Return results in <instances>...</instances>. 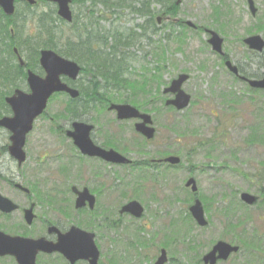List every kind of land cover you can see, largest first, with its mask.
<instances>
[{
    "label": "rangeland",
    "instance_id": "obj_1",
    "mask_svg": "<svg viewBox=\"0 0 264 264\" xmlns=\"http://www.w3.org/2000/svg\"><path fill=\"white\" fill-rule=\"evenodd\" d=\"M75 1L71 9L79 12V20L86 24L87 15L94 23L91 30L104 38L100 49L110 53L111 45L115 46L116 54L123 53L126 57L127 77L139 80V76L146 75L150 80L152 95L145 98L144 108L150 110L156 137L153 142L140 143L133 122H118L114 114L102 108V103H96L86 114L79 111L81 115L73 119L64 111L67 99L57 96L50 99L26 137L33 151H37L36 141H40L39 151L49 157L42 171L33 174L26 166L18 168L4 153L0 156V173L23 185L31 182V176L49 178L48 185L32 192V202L38 203L34 213L65 226L75 224L88 229L89 217L74 209L70 188L62 181L58 183L62 168L72 176L80 175L85 187L95 194L92 216L117 222L115 229H89L96 235L101 264L108 261L153 264L166 238L174 235L175 240L164 248L167 264H202V256L217 241L240 247L238 254L218 264H264V92L252 93L244 83L233 78L221 56L207 43L205 32L214 31L223 39L222 50L227 60L247 75H261L264 52L261 55L251 52L242 40L254 34L264 39V0H253L257 10L254 16L246 0H182L175 17L165 13L153 16L156 31L147 33L150 39L142 35L140 26L152 24L151 16L141 15L126 6L138 9L141 0H124L126 5H119L121 2L114 5L119 0H108L111 5L91 0L94 1L92 7L90 0ZM149 3L148 11L153 15L160 7L153 0ZM48 8L54 7L40 5L37 11ZM87 8L89 14H86ZM158 18L160 23L156 22ZM55 25L60 28L59 23ZM70 29L61 26L64 34H70ZM116 32L133 34L134 39L127 46L119 45L113 39ZM23 56L25 58V54ZM158 56L163 57V61ZM155 69L158 70L154 72ZM179 74L189 76L182 90L191 98L189 106L180 112L165 108L164 100L172 97L162 94ZM87 81V75H81L76 85H86ZM121 95L126 100L132 96L126 91ZM142 98L139 96V101ZM75 120L94 126L91 137L97 145L116 141L118 152L136 163L160 159L162 152H168L180 157L181 165L139 169L138 165L126 168L79 159L81 154L64 134ZM254 135L257 141H251ZM8 143L7 132L0 130V152ZM123 147L128 149L123 151ZM54 175L58 176V181ZM189 177L196 181V195L184 187ZM136 188L141 195H136ZM241 193L257 196V204L244 205L239 198ZM0 194L16 201L14 190L1 181ZM194 198L202 203L208 221L206 228H199L189 217L188 207ZM46 199L54 202L52 208L40 203ZM130 200L143 206L141 219L119 215V206ZM61 207L67 211V219L62 217ZM51 209L54 214L49 212ZM19 220L18 212L6 219L0 216V227L13 234L16 230L11 223ZM238 222L242 224L240 228L233 231L227 228L228 224L235 226ZM40 232L38 224L28 228L29 236ZM138 240H143L146 247L138 244ZM0 264L15 262L6 257ZM36 264L67 263L58 255H39Z\"/></svg>",
    "mask_w": 264,
    "mask_h": 264
},
{
    "label": "water",
    "instance_id": "obj_2",
    "mask_svg": "<svg viewBox=\"0 0 264 264\" xmlns=\"http://www.w3.org/2000/svg\"><path fill=\"white\" fill-rule=\"evenodd\" d=\"M30 5H34L35 0H24ZM57 5V15L70 22L71 11L69 9L70 0H46ZM15 0H0V8L7 16L14 13ZM181 0H176L178 5ZM250 12L252 15L256 13L252 0H247ZM160 20H158L159 22ZM193 27L191 24H188ZM209 34L208 44L214 52L223 55L222 43L223 40L214 32L207 31ZM243 43L248 49L261 52L264 49L263 39L256 35L243 40ZM16 52V50H15ZM39 63L45 73L43 78L28 72L27 83L30 93H23L15 91L14 94L5 99L12 110V117H3L0 119V127L8 130L11 133L8 152L11 157L17 160L18 164L24 161L25 155L23 146L26 135L31 131L34 120L42 114L46 108L48 99L54 93L63 92L68 94L71 98L75 99L79 96L76 89L68 87L65 83L61 82V77H67L74 81L77 79L80 67L69 60L58 56L55 52L50 50H43L40 52ZM20 65H23L20 59ZM226 68L233 74L238 75L237 68L229 61L225 62ZM188 79L187 75L181 74L173 80L168 88L164 90L165 94H174L172 100H167L165 106H173L176 110H183L186 108L190 101V96L181 90L182 84ZM247 84L254 89L264 90V78L262 79H245ZM109 111L114 110L118 120L139 119L140 122L135 124V130L143 135L146 139H152L155 130L150 127L152 124L151 117L146 114H141L137 109L130 105H115L111 104L108 108ZM92 126L74 122L72 130L67 131L66 135L73 141V144L79 149L82 155L88 157H98L106 162L115 164H128L130 163L126 158L113 150H104L96 146L91 138L90 132ZM170 165H178L180 159L178 157L170 156L162 160ZM17 187L21 188L19 185ZM185 187H190L191 191H197L196 184L193 179H189ZM22 189V188H21ZM76 195L75 208L80 209L89 206L90 209L94 208L95 199L90 195L89 191L85 188L82 191L72 189ZM243 203L252 206L257 202V197L243 193L240 195ZM34 204H31L29 209L24 210V219L27 224H31L34 215L32 213ZM17 206L10 200L0 195V211L9 214L17 210ZM143 209L136 201H131L120 209V214L128 213L135 218H140ZM189 212L193 220L199 227H205L207 221L204 218L203 207L199 200H195L189 207ZM51 231L58 233L57 242H48L45 238H23L17 236H9L0 232V257L10 256L15 259L17 264H35L38 254H53L59 253L70 264L76 261H86L88 264H98L99 252L94 244V234L87 233L77 227L72 226L66 233L61 234L56 228L51 227ZM238 247L231 246L225 242H217L212 249L203 256V264H216L218 261H226L231 254L237 253ZM167 255L165 250L160 251V255L154 264H166Z\"/></svg>",
    "mask_w": 264,
    "mask_h": 264
},
{
    "label": "trees",
    "instance_id": "obj_3",
    "mask_svg": "<svg viewBox=\"0 0 264 264\" xmlns=\"http://www.w3.org/2000/svg\"><path fill=\"white\" fill-rule=\"evenodd\" d=\"M153 2L160 7L153 15L148 11L149 0H141V6L136 10L141 15L147 14L151 16L152 19L150 26L144 25L141 27L143 35H146L148 30L154 29V15L158 16L165 13L175 17L177 14L178 6L174 3V0H153ZM41 3L44 4L45 1L37 0L35 6L20 2L17 4L13 16L4 15L0 9V116L9 113V108L5 105L4 98L12 92L13 88L18 86V80H23L26 77V73L21 72L22 68L15 63L12 52L13 47H16L20 54H25L27 69L39 74H42L38 63L41 49L54 50L60 55L76 61L82 67L80 74H86L88 81L86 85L81 86L72 83L75 88L80 90V97L77 100L66 101L65 111L69 117H79L81 115L79 111L84 112V114L88 113L92 106L95 107L96 103H102V107H105L110 102H129L131 105L145 111V98L152 95L150 92V80L147 76L141 75L139 80H131V78L127 77L125 75L127 62L124 54L117 55L113 45L110 47V53L102 51L99 46L104 45L105 42H101L102 40L94 34L91 27L88 30L86 26H78V28L72 29L73 32L75 31L74 33L71 30L70 34L69 32L66 34L62 33L61 26L71 27L72 25L66 24L59 19L54 8L38 12V6ZM103 3L106 5L110 4L108 0ZM122 3H124V0H119L114 5H122ZM124 5L126 4L124 3ZM129 7L133 9L131 5ZM218 15L219 12L215 10V16ZM55 23H59L60 28ZM220 26L223 25L220 24ZM10 30L13 31V34L10 33ZM133 38L131 34L124 36L120 33H115L113 35L116 43L123 46L129 45ZM261 69L263 70L261 75H252L251 77L260 78L264 76V64L261 65ZM150 76H153V74H150ZM124 91L132 94L129 100H126L121 95V92L124 93ZM139 96L143 97L140 101ZM251 141H257V137L255 135L252 136ZM124 149L127 148L124 147ZM143 165L141 164V166ZM241 226L242 224L238 222L235 226L228 224L227 228L233 231ZM173 228L176 229L177 227L174 226ZM175 237L176 235L167 237L162 246L170 245L171 241L175 240ZM250 246L253 247L254 244H250ZM115 263V261L111 262V264Z\"/></svg>",
    "mask_w": 264,
    "mask_h": 264
},
{
    "label": "flooded vegetation",
    "instance_id": "obj_4",
    "mask_svg": "<svg viewBox=\"0 0 264 264\" xmlns=\"http://www.w3.org/2000/svg\"><path fill=\"white\" fill-rule=\"evenodd\" d=\"M91 2H92V4H90V5L92 7V6H94V1H91ZM99 2L102 3V4H104L103 2H105V0H99ZM70 3H71L70 4V11H71V17H72V19H71V21L69 23L70 25H72L70 27L71 28L70 30L73 32V30L75 28H78V26H82V27L86 26L88 28V30H90V27L94 25L93 21H91L90 18H88L87 15H86V18H87L86 24L83 23V21L79 20V18H78L79 17V15H78L79 12L78 11H73V9H71L77 2L70 0ZM79 3L82 4L83 2H79ZM89 13H90V10H89V8H87V13L86 14H89ZM96 36L99 38L98 35H96ZM100 39L102 40L101 42H105V40H104L103 37H101ZM74 40H75V38H74ZM13 58L17 62V66H19L20 68H22L21 72L26 73V77L23 80L22 79L18 80L19 81L18 86L15 87V88H13V90L9 94V96L13 95L14 92L17 91V90L18 91H21L24 88H28L27 87V84H26L27 71H28V69L26 68V62H25L24 65H20V63L18 62V56L16 54H14V57ZM240 75H241V73H240ZM234 77L236 79L240 80L238 76H234ZM62 80H66V79L62 78ZM240 81H242V80H240ZM20 83L22 85H20ZM75 83H76V81H75ZM22 92L28 93V89H26V90H24ZM6 98H4V103H5V99ZM5 105H7V104L5 103ZM110 113L114 114V116H115V113L113 111H111ZM12 115H13L12 114V110L9 107V113L8 114H2V116H0V119L3 118V117H12ZM77 118L73 117V119H77ZM74 122H80V123H84V124H87V125L92 126V131H91V134H92V132L94 130V126L92 124H90L88 122H85V121L75 120V121H72L71 122L70 128L68 130H65L64 134H65L66 138H68L67 135H66V132L67 131H71V127H72V124ZM118 122H124V121H118ZM131 122H133V124H134L135 120H133ZM0 130H5L7 132V134H8V142H9L7 146H5V147L2 148V150L0 152V156H1L4 153H7V154L9 153L8 152V147L11 145V142H10V139H9L10 136H11V133L8 130L2 128V127H0ZM91 134H90V136H91ZM68 140L71 141V139H69V138H68ZM91 140H92V137H91ZM92 142L96 146H98V147H100L102 149H105V150L112 149V150L118 152V148H117V145H116V141H113V142L106 141V143H103V145H97L93 140H92ZM39 143H41V142L40 141H36L35 147L37 148V151H33L32 148H31V145H30L29 141L27 139L25 140L24 146H23V152H24L25 158H24V161L21 164H18V166H17L18 168H21L22 166L23 167L26 166V168H28V170L31 173H33V174H37L40 171H42V168L46 164V160L49 157L47 155H45V152L39 151V149H40ZM71 144H72L73 148L76 151H78V149L73 145L72 141H71ZM123 151H125L124 150V147H123ZM118 153L120 154V152H118ZM82 158H88L89 160H94L96 162H102V163H105V164H111V163L105 162L104 160H102V159H100L98 157H88V156H84V155L81 154V156L79 157V159H82ZM140 163H142V162H137L136 163V161L130 160V163L129 164H126V165H118V166L126 167V168H134L135 165H138ZM150 163H152L153 167H156V165H157L156 163H158V161L156 162V160H153V161H150ZM158 164H164V163L161 162V163H158ZM112 165H117V164H112ZM71 170H72V167H71ZM60 173H61L60 174L61 176L59 178V182L58 183H60V181H62L63 184H65L67 187L70 188V191H71V193L74 196V209L75 210H77L75 208V200H76L77 197H76V195L72 191L73 188H75L77 190H80V191H82L83 189L86 188L89 191L90 195L94 196V198H95V194L93 193V191H91L87 187H85V183L81 181L80 175L74 174L73 175L74 177H73L72 174L66 168H62L60 170ZM70 174H71V176H70ZM54 176L57 178V181H58V176L57 175H54ZM77 177L79 178V180H75V178H77ZM30 178H31V182L28 183L27 185H23V184H20L19 182H17L11 176L10 177L4 176L3 174L0 173V181L3 184L7 185L9 188L13 189L14 192H15V194H16V201H13V200L12 201L18 206V208H17V210L15 212H18L19 213V216H20V220L18 222L11 223V225H14L12 228H14L16 230V232H14L13 234H10V235L19 236V237H32V238L44 237L48 242H57L58 233L56 231H51V233H50L49 229L51 227L56 228L61 234H64L72 226L77 227V228H79V229H81V230H83V231H85L87 233L88 232L89 233H94V232L90 231L89 229L91 228V229H94L96 231H99V230L109 229L110 227L113 228L114 226L117 225V222L116 221H111L107 217H101L100 219H96L95 217L92 216L93 215L92 213H93V211L95 209V205H96V198H95V204H94V208L93 209H90L89 206L86 204L85 207L77 210V212L80 213L81 215H86V216L89 217V220H90L91 223H90V226H89L88 229L83 228V227L78 226V225H75V224H73V225L70 224V225L65 226L66 224H62V223L57 222V221L56 222L55 221L52 222V221L46 219L44 216H39L38 213H34L35 210H36V208L38 207V203L32 202V200H31L32 192L35 191L36 189L40 188V187H44V186L48 185L47 184L48 181L49 182H51V181H50L49 178H39V179H36L33 176H31ZM16 185H20L21 188H23V187L26 188L27 191H25V190L17 187ZM28 190H29V192H28ZM135 192H138V190H136ZM136 194H139V192L136 193ZM127 202H129V201H127ZM127 202H125V203H127ZM32 203H34L33 213L35 214V218L32 220L31 224H27L26 221H25V219H24V210L28 209ZM40 203L41 204H45L46 206H49L51 208L54 205V202L48 201L47 199L44 200V201H41ZM121 206H119V210H120ZM61 210L63 212L62 213L63 214L62 217L64 219H67L68 218L67 211L66 210H63V207H61ZM119 210H118V212H119ZM49 212L52 213V214H54L53 213L54 212L53 209H51ZM11 214H13V213H11ZM11 214H5V213L0 212V216L2 218H4V219L9 218ZM143 214H144V212L142 213V215H141V217L139 219L142 218ZM97 218H99V217H97ZM139 219H136V220H139ZM35 224H38L39 225L41 232L38 235L37 234H32L31 236H29V234H28V228H31ZM4 229L6 230V228H4V227L1 228L0 227V231H2L4 233H7V232L4 231ZM7 234H9V233H7ZM95 239H96V235H95ZM3 258H6V257H0V260L3 259ZM79 263L87 264L85 261H78L75 264H79ZM109 263H111V261H109Z\"/></svg>",
    "mask_w": 264,
    "mask_h": 264
}]
</instances>
